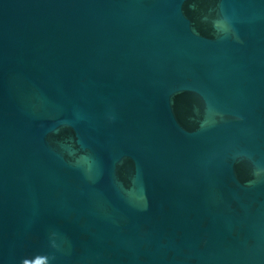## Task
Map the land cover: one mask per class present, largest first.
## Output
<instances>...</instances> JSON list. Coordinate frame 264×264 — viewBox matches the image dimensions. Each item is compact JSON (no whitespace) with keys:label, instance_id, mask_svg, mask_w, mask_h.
<instances>
[{"label":"water","instance_id":"water-1","mask_svg":"<svg viewBox=\"0 0 264 264\" xmlns=\"http://www.w3.org/2000/svg\"><path fill=\"white\" fill-rule=\"evenodd\" d=\"M0 264H264V0H0Z\"/></svg>","mask_w":264,"mask_h":264}]
</instances>
